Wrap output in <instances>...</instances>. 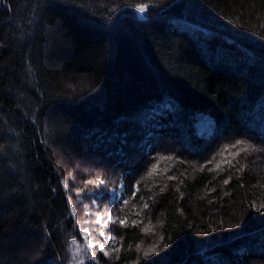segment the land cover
<instances>
[{
	"label": "trees",
	"instance_id": "trees-1",
	"mask_svg": "<svg viewBox=\"0 0 264 264\" xmlns=\"http://www.w3.org/2000/svg\"><path fill=\"white\" fill-rule=\"evenodd\" d=\"M38 6L0 0V264H68L97 179L128 196L112 264H264V0Z\"/></svg>",
	"mask_w": 264,
	"mask_h": 264
},
{
	"label": "rangeland",
	"instance_id": "rangeland-1",
	"mask_svg": "<svg viewBox=\"0 0 264 264\" xmlns=\"http://www.w3.org/2000/svg\"><path fill=\"white\" fill-rule=\"evenodd\" d=\"M233 153L231 151V149H224L223 153H222V157L226 156L228 157L227 160V164H229L228 162L231 161L233 164L235 163V156H233ZM222 162V161H221ZM114 187V186H112ZM111 186L106 187L104 189H101L102 191H106L107 193H109V190H114L117 194L121 193V192H125L124 193V199L127 198V192L125 191V188H123V185H118V188H112ZM136 188V186H135ZM137 189V188H136ZM76 196V194H75ZM77 200H79V203H84L82 206H79L78 203H76V201L74 202V207L76 210V222L77 219L80 221V225L77 226V231L78 234L77 236H75L76 238V244L73 245L72 244V240L70 241V244L68 246V264H91L94 263L95 261H92L90 259L92 253H84L83 255H80L77 252V248L81 249L83 251V249H86L87 245L85 243V237L82 234V227H88L90 230V236H89V241L93 244V253H95V255L97 256V259H99V255H103V253L99 252V248L97 246V242L99 243H104L105 244V249L107 251H109L110 255L107 257L108 259V263L112 264L113 263V256H112V242L107 241L105 243V241L107 240V236L108 235H114V233L112 231H110L111 229V225L113 224V222L111 220H108V215L109 213H111L113 215V219H117V215L116 212L114 211V208L119 205L122 204V200L118 201L115 204H112L111 200L112 197L109 195L104 196V198L102 200H98L97 203L95 205L92 204V197H88L91 200V204H92V209L93 212L87 207H85L86 205V200H84V197H77ZM103 202H106L108 205L104 206L102 205ZM122 202V203H121ZM100 213V219H101V224H95L94 221L96 220L97 217V213ZM105 220H108V224L106 227L103 228V231L105 232V236H100L99 235V230L101 229V226L103 225V222ZM85 221H87L88 223H85ZM115 224V223H114ZM93 229H95V231H92ZM73 239V238H72ZM143 256L139 259V261L133 263V264H149V262L151 263H162L163 261H165V259L163 258V255L161 254V252L158 250V245L154 242H151L149 244H145L143 246ZM145 252H149L150 255L148 257L144 256ZM104 256V255H103ZM79 257V258H77ZM144 262V263H143ZM158 263V264H159Z\"/></svg>",
	"mask_w": 264,
	"mask_h": 264
},
{
	"label": "snow or ice",
	"instance_id": "snow-or-ice-1",
	"mask_svg": "<svg viewBox=\"0 0 264 264\" xmlns=\"http://www.w3.org/2000/svg\"><path fill=\"white\" fill-rule=\"evenodd\" d=\"M57 3H58V0H39V6H38V14L40 15L41 19L44 18V16L53 8H55L57 6ZM138 9H139V12L140 13H145L146 10H149L148 9V6L146 5H138L137 6ZM111 11H116V9H111ZM31 69H29V72L31 73ZM35 115V114H33ZM245 143V140H242V139H237L235 141V144L231 145V147L235 148L236 146L238 145H242ZM246 151L245 149H240L238 152H235L233 153V156H238L240 155L241 152H244ZM167 159H173L172 156H168ZM211 161H209L210 163ZM229 163V166L232 167V168H235L236 165L233 164L231 161L228 162ZM157 167V165L155 163H153L151 165V168L152 169H155ZM216 168L219 169L220 168V165L217 164L216 165ZM237 171H242V168H238L236 169ZM209 171H212V169H209ZM152 173L149 172V175H151ZM168 180H173V179H176L175 176H172V175H169L167 177ZM230 180H231V177H229L228 179H224L223 180V183L224 185H228L230 183ZM61 184L65 183L63 180L60 181ZM88 183L90 184H93L94 185V188L95 190L92 191L89 195L90 197H92V204L95 205L97 203L98 200H102L104 198V196L106 195H109L110 193V196L112 197V204H115L117 203L118 201L122 200L123 201V204L124 205H127L128 204V200L127 199H124V193L121 192L120 194H117L114 190H109V193H105L104 191L101 190V186H104L105 188L107 187L106 185V182L104 179H97L96 181H88ZM135 187V186H134ZM57 191L56 188H53L52 189V192L55 193ZM161 192L164 191L163 188L160 189ZM79 196V193L77 194ZM132 196L133 197H136V191H133L132 192ZM142 199V197H141ZM69 207H72V201L71 199H69ZM85 207L87 208V205H85ZM149 207V204L148 203H144L143 205V208L147 209ZM250 207H252V205H250ZM262 208H264V205H262L261 207H257L255 208L256 211H261ZM100 213L98 212L97 213V217H96V220L94 221L95 224H101V219H100ZM71 216L72 217H76V209L74 207H72V212H71ZM108 220H111L113 223H117V219H113V215L111 213H109L108 215ZM108 220H105L103 222V225L101 226V229L99 230V235L100 236H105V232L103 231V228L107 226L108 224ZM85 223H88L87 221H85ZM118 223L120 226H127V218H119L118 219ZM132 224L133 226H136L138 224V221H132ZM80 225V221L77 219V222H76V226H79ZM239 225H234V227H238ZM82 231V234L83 236L85 237V243L87 245L86 249H83V251L79 248H77V252L80 254V255H83L84 253H92L90 259L92 261H96L97 260V256L95 255V253H93V244L89 241V236H90V230L88 227H82L81 229ZM92 231H95V229H93ZM211 231L215 232L217 231L216 228H212ZM205 235H207V233H205ZM107 241H112L113 243L116 241V236L115 235H108L107 236V240L105 241V243ZM72 244L75 245L76 244V238L75 236L73 237L72 239ZM97 246L99 248V252L100 253H103V255L105 257H108L110 255L109 251H107L105 249V244L104 243H99L97 242ZM165 247H168V245H165ZM113 252L115 253H119L120 249L118 248H113L112 249ZM150 255L149 252H145L144 253V256L145 257H148ZM79 258V257H77ZM119 258V257H117ZM66 259V257H60V264H64V260ZM149 264H151V262H149Z\"/></svg>",
	"mask_w": 264,
	"mask_h": 264
},
{
	"label": "bare ground",
	"instance_id": "bare-ground-1",
	"mask_svg": "<svg viewBox=\"0 0 264 264\" xmlns=\"http://www.w3.org/2000/svg\"><path fill=\"white\" fill-rule=\"evenodd\" d=\"M107 187H108V186H107ZM111 187H112V186H111ZM108 188H109V187H108ZM123 188H124V187H123ZM118 189H119V188H118ZM111 190H112V189H111ZM105 193H107V192L105 191ZM124 193H125V192H124ZM119 194H120V193H119ZM123 198H124V197H123ZM127 198H128V196H127ZM68 200H69V199H68ZM68 200H67V201H68ZM122 202H123V201H122ZM122 202H121V203H122Z\"/></svg>",
	"mask_w": 264,
	"mask_h": 264
}]
</instances>
